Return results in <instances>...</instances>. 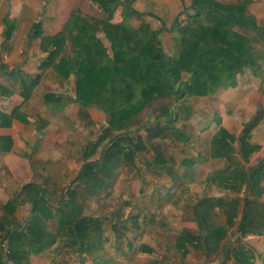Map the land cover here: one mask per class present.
I'll list each match as a JSON object with an SVG mask.
<instances>
[{"label":"trees","instance_id":"1","mask_svg":"<svg viewBox=\"0 0 264 264\" xmlns=\"http://www.w3.org/2000/svg\"><path fill=\"white\" fill-rule=\"evenodd\" d=\"M85 1L99 16L84 15L75 8L57 35L42 38L41 47L47 56L40 64L41 73L29 75L19 68L6 72L0 64V75L18 83L22 103L32 97L43 73L51 69L62 80L73 78V100L78 105L96 108L105 115V126L94 142L88 144L83 169L72 183L57 192L31 182L1 206L0 264H29L31 256L42 255L47 249L91 257L97 264L109 240L105 235L107 229L99 218L85 212L91 200L99 201L106 195L114 172L135 166L140 155L148 152L153 163L165 165L159 143L189 141L176 126L182 117L176 113V107L187 110L181 101L215 98L234 89L238 85L237 77L245 73L264 83V23H259L247 11L249 2L259 0L236 3L189 0L188 5L180 0L182 11L170 27L162 25L159 29H153L144 20L147 13L134 8L138 0ZM148 15L157 19L152 13ZM135 20L139 22L136 27L130 24ZM161 30L178 32L175 57L163 52L158 37ZM13 31L12 22L4 18L1 50ZM38 35L36 23L31 37ZM183 74L188 79L183 80ZM12 94V88L0 85V99ZM49 96L56 98L46 95ZM19 108L9 114L0 111V127L11 126ZM261 117L262 111L258 108L244 127L253 129ZM234 141L232 134L223 131L205 142L208 152L203 159L226 162L222 169L209 173L208 185L233 196L203 195L190 205L196 231H182L175 238V249L182 260L190 249L205 256L218 252L234 226L240 238L264 230L261 186L264 160L246 173ZM4 142L9 143L7 149H10L8 138L0 139V149ZM152 162H147L146 167L150 168ZM180 164L194 173L195 160L184 158ZM162 168L171 173L166 166ZM240 195H244L242 199ZM24 204L30 210L26 219L19 222L16 214ZM220 216L222 223L218 221ZM138 217L123 218L119 212L110 217L107 223L115 237L113 246L127 232L143 231ZM224 246L221 251L234 264H253L251 250ZM139 251L151 253L152 249L141 245Z\"/></svg>","mask_w":264,"mask_h":264},{"label":"rangeland","instance_id":"2","mask_svg":"<svg viewBox=\"0 0 264 264\" xmlns=\"http://www.w3.org/2000/svg\"><path fill=\"white\" fill-rule=\"evenodd\" d=\"M219 1L236 3L241 0ZM184 3L188 5L189 0H184ZM83 4L84 1L77 0V5L74 7L84 15L99 16L97 11L88 8L87 3L86 8ZM134 8L147 13L144 20L153 29H159L162 25L170 27L172 20L182 11L180 0H138L135 2ZM247 11L259 23H264V0L249 2ZM151 13L157 19L148 15ZM138 23L136 20L130 21L134 27ZM158 37L163 52L169 57H175L179 44L178 32L161 30ZM182 78L183 80L188 79V75L183 74ZM237 82L238 87L234 89L235 91L230 90L223 93L217 99L207 97L181 101L187 106V110L183 111L176 107V113L182 116L176 126L187 135L189 141L186 144L171 140L159 143L158 150L166 161L165 165L153 163L152 154L148 152L140 155V159L135 161V166L128 169L118 168L114 172L112 186L106 195L99 201L94 199L88 203L85 213L99 218L105 224L104 227L107 229L105 235L109 239L103 248L102 259H99L97 264H233L224 258L225 254L221 249L223 250L224 245L238 244L236 238L239 237L234 234L236 226L229 230L225 241L220 244L218 252L208 256L198 250L190 249L187 257L183 260L180 259L179 252L177 253L175 249V238L182 231L195 233L196 227L192 220L190 205L197 198L203 195L226 198L233 196L208 185L210 184L209 173L213 172L212 169L217 170L216 166L211 164L195 166L196 174L193 171V176L191 169L188 170L180 164L184 158L196 160L199 150L205 151L204 148L207 145L205 142H209L213 136H219L223 131L232 132L230 134H235L233 135L235 137L234 148L246 173L248 172L246 164L249 165L250 156L246 157L245 154L246 141L251 142L247 136L251 132L246 131L244 124L255 109L257 111L260 106L264 109V83H261L260 78L254 77L250 73L237 77ZM183 116H187V118L184 119ZM104 126L97 123L93 129L88 130V144L94 142ZM259 129L263 131L264 127H259ZM141 133H143L142 130ZM252 142L254 149L258 148L259 150L262 147L260 138H258V142ZM95 158H97V154ZM80 161L78 159L76 163L80 164ZM147 162H152L150 168L146 167ZM223 162L225 166L226 162ZM163 166L169 168L171 173L159 174L158 171L162 174L165 172ZM224 166L220 168L222 169ZM176 175L179 180L175 178ZM243 196L240 195L239 198L242 199ZM28 211V206L21 207L16 214L19 222L25 220ZM115 212L122 214L123 218L139 216V224L143 231L127 232L119 243L113 246L115 237L109 232L107 222ZM218 221L223 222L221 216ZM241 240H245V237ZM129 244L132 246L131 248L128 247ZM141 245L148 246L152 252H140ZM29 264H95V260L83 255L58 253L53 249H47L42 255L31 256Z\"/></svg>","mask_w":264,"mask_h":264},{"label":"crops","instance_id":"3","mask_svg":"<svg viewBox=\"0 0 264 264\" xmlns=\"http://www.w3.org/2000/svg\"><path fill=\"white\" fill-rule=\"evenodd\" d=\"M81 1H84L86 8V1ZM75 5L77 0H0V46L3 19L8 18L14 25L11 39L3 50L0 48V64L6 72L19 68L29 75L41 73L40 64L47 56V52L42 50L41 39L57 35ZM88 8L97 11L89 5ZM36 23L39 25V35L32 38L31 30ZM0 85L13 89L12 96L0 99V111L9 114L14 108L20 107L18 117L11 126L0 127V139L11 140L10 149H7L9 143L5 142L0 149V208L23 185L31 182L61 192L80 175L84 165L83 156L88 154V130L97 123L105 125L104 113L93 107L82 108L78 105L73 100V78L62 80L51 69L43 73L32 97L24 103L17 82L1 74ZM47 94L55 95L56 98L46 97ZM258 108L262 111L260 121L253 129L245 127L247 132H251L247 136L251 142L246 141L245 154L246 157L250 156L249 165L246 164L248 172L264 160V130L259 129L264 127V109L262 106ZM255 112L256 109L245 124ZM258 138L262 146L259 150L252 145V141L258 142ZM204 149V152L199 150L193 168L211 164L217 170L221 169L223 160L203 159V156L207 157V145ZM78 159L81 160L80 164L76 163ZM164 173L159 172L161 175L167 174ZM261 186L264 192V180ZM23 206H28L30 210L28 204ZM241 239L236 238L238 244L227 246L229 249L236 246L247 248L253 254V264H264V230L246 236L243 241ZM225 259L233 262L229 256Z\"/></svg>","mask_w":264,"mask_h":264},{"label":"built area","instance_id":"4","mask_svg":"<svg viewBox=\"0 0 264 264\" xmlns=\"http://www.w3.org/2000/svg\"><path fill=\"white\" fill-rule=\"evenodd\" d=\"M4 246V245H3Z\"/></svg>","mask_w":264,"mask_h":264}]
</instances>
